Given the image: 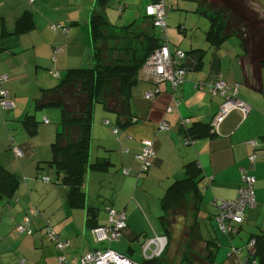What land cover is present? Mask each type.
Returning a JSON list of instances; mask_svg holds the SVG:
<instances>
[{"label": "crops", "instance_id": "crops-1", "mask_svg": "<svg viewBox=\"0 0 264 264\" xmlns=\"http://www.w3.org/2000/svg\"><path fill=\"white\" fill-rule=\"evenodd\" d=\"M249 1L255 8L251 18L259 23L253 27L250 25L251 29L245 27L244 47L236 36L214 46L206 40L205 32L206 48L205 45L195 47L193 40L184 44L179 35L183 33L184 37V28L180 25L173 28L172 21L166 19L163 35L170 51L180 50L186 54L185 81L181 87L173 92L167 81L158 82L157 86L148 80L139 81L130 92L131 114L136 121L125 128L119 127L115 118L107 117L109 115L104 110L94 111L93 156L120 162V166L131 174L125 176L124 184L112 197L108 192L101 196L96 194L94 199L88 198V204L99 206L101 201L110 197L107 200L109 206L124 210L127 227L122 236L110 245L95 243L91 235L93 224L87 221L89 215L84 209L67 208L63 189L51 185L50 177L48 184L25 178L20 181L14 172L19 180L14 197L10 200L0 199V264H18L15 258L6 261L2 251L8 242L10 229L20 224L25 217L34 220L33 235H22L17 239L19 264H57V252L44 234L43 227L46 224L61 239L69 241V248L66 250L68 264H76L82 254L106 247L142 264L145 260L143 242L163 235L159 219L156 222V213L146 202L150 194H140L139 190H134L132 196L138 203L130 199L128 187L134 180L129 177L139 170L136 154L143 140H152L155 151L145 183L149 180L169 183L182 174L186 162L196 158L203 172V185L210 191L211 203L236 198L240 181L239 168L247 166V156L251 152L246 142L257 141L258 158L250 171V175L255 178V206L244 214L242 227L247 233L240 234L232 243L241 247L250 235L261 231L264 235V8L263 0ZM150 2L151 0L140 1L141 16L134 19L137 25H151V20L144 17V8ZM91 4V0L89 3L87 0V4L85 0H34L32 4L26 0H0V77L8 76L4 87L13 108L5 111L8 117L16 118L15 122L26 108L18 104V87L29 82V92L37 98L41 90L51 88L59 80L53 75L57 73L61 76V72L67 67L66 58L70 46L78 47L81 42L84 43V36L80 41L79 34L80 29L83 32L86 30L89 16L95 7V4L92 7ZM120 10L123 11L122 8ZM101 13L111 25L121 27L116 21H110L107 12ZM167 16L170 17V14ZM50 24L68 28V34L65 36L59 31L50 30ZM82 25L85 28L82 29ZM182 46L187 50L184 51ZM192 50L195 51L191 52ZM199 55L200 63L197 64ZM219 78L228 85L238 86L239 99L249 107L246 117L233 110L218 124V134L200 138L192 146H184L178 129L179 120L188 117L191 121L202 124L212 121L221 99L211 96L206 84ZM195 82L205 85L200 90L196 88ZM155 88L159 91L157 95L152 101L146 100L143 94ZM162 122L166 124L168 131H158ZM114 127H118L117 136L112 133ZM38 129L37 127L36 134L48 128ZM51 136L52 131L43 143L44 146H48ZM125 149H128L127 153H123ZM95 175L92 174L93 191L87 188L93 195L96 191L95 179L98 177ZM103 207L104 205L99 207L96 212L95 220L98 225L106 223ZM195 218L201 237L207 238L208 233L204 234L200 229L199 213L197 216L195 214ZM157 224L159 230L156 228ZM246 234H249L247 238L244 237ZM218 242L221 246L213 264H218V261L219 264H237L224 246L228 243L227 239L222 237ZM197 243L203 247L201 240Z\"/></svg>", "mask_w": 264, "mask_h": 264}, {"label": "trees", "instance_id": "trees-1", "mask_svg": "<svg viewBox=\"0 0 264 264\" xmlns=\"http://www.w3.org/2000/svg\"><path fill=\"white\" fill-rule=\"evenodd\" d=\"M109 1L110 0H95L94 4L96 8L91 12L88 19V31L91 43L92 65L90 67L67 69L62 79L61 76H59L57 73H54L57 74V76L53 75V77L61 79L60 82L55 87L41 90L39 96L34 99V103L35 109L37 110L43 108H56L60 111V121L58 123L55 139L51 143V159L46 163H48L55 170L56 181L59 187L63 189L67 208L71 210L84 209L87 215H89V218L87 220L88 223L90 222L89 224H93V227L91 228V235L94 242L97 244L106 243L110 245L111 243L116 242L122 236L123 231L127 227V215L124 210H116L109 206L107 202H105L102 205H104L103 208L106 213V223L98 225L96 224L95 217L96 212L100 206L88 204L87 188L89 177L93 173L106 174L111 170V166H113V164L107 158H97L92 154L95 106L99 105L104 111L113 113L115 115L116 124L119 127L125 128L129 124L135 122L136 118L133 117V115L131 114V89L139 81L143 80H148L149 82H152L155 86H157L156 84L158 83L156 81L146 79L143 76L142 68L149 55L155 49L164 45L168 46V43L164 35L162 37H157V35L154 33L155 28L158 27V29L162 31V34H164L166 30V18L165 27L162 28L160 26H156L153 22V18L147 17L146 15V7L152 3L160 2L161 0H151V2L144 8V17L151 20V25L149 27L145 26L144 24L143 26L137 25L136 21H132L129 25L121 27L111 25L102 15V13L100 14L99 11V9H104L109 3ZM162 1L164 3V0ZM194 1L197 2L199 7L202 9V13L209 20V28L208 30H206L205 36L206 40L210 44L218 46L223 40L231 36H236L237 38H239L241 45L244 47V18H242L240 15L236 14L230 8L225 6L223 4V0ZM61 27L56 30H50L59 31L66 36L68 34V28L64 27L67 29V34H64L61 30ZM107 31L114 32V34L104 36ZM132 34H134L135 36L132 37ZM108 37L109 39L114 40L112 41L113 44H110L108 46L104 41H102L101 44L98 46V41L100 39L105 40ZM137 40H139V43L143 45V51H139L135 47L131 49L132 46H129L127 43H124L125 41H130L128 43L131 44L132 41L137 42ZM175 51L176 50L170 52L174 53ZM194 51L195 50H192L191 52ZM115 52H118V54H114ZM182 53L184 54V59L181 62L177 63V66L179 68H182L186 73L184 63L186 59V54L184 52ZM199 63L200 55L197 59V64ZM218 80L222 79L219 78L216 81ZM216 81L210 84H206V86L208 88L209 94L211 96L219 97L221 99L222 104L223 99L219 95H212L209 91V86L213 85ZM5 83L1 85L2 89ZM194 84L196 88L200 90L202 89L203 85H205L202 82H195ZM228 86L234 87V85ZM179 88H172L173 92H176ZM148 92L153 94V97L151 99H147L145 97V94ZM158 92V88H155L153 91H146L144 93V98L148 101H152ZM236 111L240 112L239 110ZM240 113L243 117H246L247 115H243L242 112ZM23 118L24 119L22 120V123L25 127L27 134L29 136H34L37 132L38 127V122L36 121L35 117L32 115H25ZM43 123L49 124L48 120L46 119L43 120ZM105 123L107 124V121H105ZM178 129L179 132L182 134L184 146H192L200 138L213 137L218 134L217 128H214L212 126V121L209 124H202L199 122H193L188 117L181 118L179 120ZM158 131H160L159 126ZM166 131H168L167 126L166 130L160 132ZM112 133L113 135L117 136L118 127H114L112 129ZM149 141H151L152 143L153 156L148 160L149 166L146 169H142L143 164L137 158V156L141 153L142 150V146L140 145V149L136 154V159L138 160L140 167L137 173L132 174L134 177L136 176V180H139L145 175H147L148 170L151 167L152 161L155 158L153 141ZM249 141L256 142V146L251 147L248 143ZM249 141L246 142L251 148V152L247 156V166L239 168V171L243 169L248 176L252 177L250 175V171L254 168L257 162V151L259 143L255 140ZM13 148L14 147H12V150ZM127 152L128 149L123 150V153ZM22 153L23 156L21 158L17 157L14 153L15 158L17 160L23 159L24 152L22 151ZM252 156H255V159L251 163L250 157ZM121 170L123 176H130V171L124 170L123 168H121ZM239 174V186H241V172H239ZM181 175L183 176L181 179L174 178L171 181L172 183L170 182L171 184L168 185L164 195L160 198L162 214L158 217V219L163 227V235L160 237L164 238L165 240L164 246L158 254L152 255V251L154 250V248H152L153 246H151L150 250L143 252L145 260L142 262V264H171L169 261H167V259H164L163 256L165 253V249H167L171 244L172 229L174 230V228H176V222H178V219L183 218L187 214L188 200L191 201L192 199V205L196 216L200 211V202L203 198V191L205 189L207 191L208 188H205L206 185H203L204 176L202 169L198 163V160L194 158L186 162L183 165ZM252 178L255 182V178ZM38 179H40V181L45 184L50 183L49 176H38ZM99 179L100 182L101 178ZM18 184L19 180L16 178V176L8 169L0 165V199H12L16 193ZM110 186L111 188H109V193L111 194L110 197H112L113 194L116 192V188L113 185ZM99 196H101V194H99ZM211 206L213 211L209 213V216L207 218H209L210 224L215 225V228H217V230H219L222 234L229 236V244L227 243L226 245H224L228 249L229 256L233 257L237 264H264V235L262 234V231L250 235V238H248L246 243L241 247L232 243V241L236 239V237H238L240 234H243L242 230L244 233H247L242 227L243 218L245 212L255 206V197L254 206L246 209L243 212L241 222L232 224L233 229H235V232L233 233L223 232L220 229L218 223L216 222L217 209L215 207V201L211 203ZM108 210H113L117 213H123L125 215V227L121 230L120 236L116 240L96 242L93 237L92 230L98 227L109 226ZM24 219L20 224L15 225V232L16 226L21 225ZM31 219L33 221V224L30 227L31 234H18L16 232L18 236L33 235L32 227L34 225V220L33 218ZM197 224V219L195 218L194 222L187 228V241H189V239H194V242H192L194 244H190L188 242L186 248L182 252V262H184V264H213L214 257L221 244H219V240H217L215 233L214 237L209 234V238L203 239V237H201L199 233V228ZM47 227L51 228L48 224H46L43 227L44 234L46 238L53 244L55 251L57 252V264H59V252L56 250L55 243H53L46 234ZM195 233H197L196 237ZM57 236L59 235L57 234ZM149 239L153 238H148L146 240ZM198 240H201L203 242V247L201 245L198 246ZM66 241L68 242V247L64 250V256L66 259V264H68L66 258V250L69 248V241ZM145 241L142 244V248ZM107 249L110 248L106 247L104 249H95L93 251H104ZM85 254H82L81 256H84ZM123 256L126 257L125 255ZM80 257L78 258V260L80 259ZM126 258L129 259L128 257Z\"/></svg>", "mask_w": 264, "mask_h": 264}, {"label": "rangeland", "instance_id": "rangeland-1", "mask_svg": "<svg viewBox=\"0 0 264 264\" xmlns=\"http://www.w3.org/2000/svg\"><path fill=\"white\" fill-rule=\"evenodd\" d=\"M86 4H87V0ZM140 1L141 0H110L107 6L104 9H99L100 12H107L109 14V19L113 23V21H116L119 26H127L129 25L134 19L137 17H140L141 7H140ZM258 1V0H256ZM224 2V3H223ZM223 4L230 8L233 12L240 15L245 20V27H248L251 29V26L257 25L251 17L253 14V8L252 4L249 0H223ZM89 3V0H88ZM91 7L94 4V0H91ZM221 3V1H220ZM263 8H264V0L262 2ZM164 6L167 9V20L172 21L173 28H176L177 25H180L184 28V37L183 33H179L181 38L185 43H189L191 40L194 41L195 47H201L205 45L206 43L204 40V32L208 30L209 28V20L208 18L200 13L202 9L199 7L197 2L194 0H164ZM96 7H94L95 9ZM120 8L123 9V11L120 12ZM123 14V16L121 15ZM105 15V14H104ZM105 17V16H104ZM247 18L249 19L247 21ZM261 23V22H260ZM150 24V23H149ZM251 25V26H250ZM82 29L85 28V25L81 27ZM114 32L107 31L104 36L113 35ZM116 34V33H115ZM155 34L157 37H162V31L160 29L155 28ZM84 36L83 44L81 42V45L78 47L70 46L69 55H67L66 62L67 67L61 72V79L64 77L65 71L67 69L72 68H79V67H90L92 65V59H91V43H90V36L88 31V25L86 26V30L83 32V30L80 29V41L81 37ZM135 35L132 34V37ZM104 41L108 46L110 44H113V39H109V37L105 40L100 39L98 41V46L101 44V42ZM130 41H125L124 43L128 44L129 46L135 47L139 51H143V45L139 43V40L137 42L132 41V43H128ZM127 46V45H126ZM182 48L185 50V46H182ZM189 49V48H188ZM130 50V49H129ZM114 54H118V52H115ZM61 79H57L58 81L51 86L55 87L58 85ZM7 83V82H6ZM27 84L29 82L24 83L18 87V97H19V106L25 107V110H23L20 118H17V122H15L16 118L8 117L5 110H0V165L8 169L12 173H17V175L20 178V181L23 180V178L34 180L35 182L40 181L38 179V176H49L51 178V185L59 186L56 181L55 176V170L53 167H50L47 161L51 159V143L55 139V134L57 131L58 123L60 121V111L56 108H43V109H35V103H34V97L32 96L31 92H29V89L27 87ZM5 85V84H4ZM3 85V88L5 89ZM6 90V89H5ZM144 95V94H143ZM131 104V101H130ZM132 105V104H131ZM95 110L102 112L103 109L99 105L95 106ZM102 110V111H101ZM105 112V114L109 115L107 117L115 118V115L110 112ZM25 115H32L35 117L36 121L38 122V128L41 129L42 127L48 128L47 130L42 131V133L36 134L34 137L29 136L25 130V127L22 123L23 117ZM95 116V115H94ZM48 120L49 124L43 123V120ZM114 122V121H113ZM38 129V130H39ZM52 131V138L47 144L44 146L43 143L45 140H47V136L49 137V132ZM94 141V140H93ZM95 144V143H94ZM38 145V146H36ZM12 147H18L24 152V158L21 160H17L14 156ZM94 152V146L92 147V154ZM112 154V153H111ZM113 158V157H112ZM116 158V157H115ZM110 161V160H109ZM113 166H111V170L108 173H95V176H98L97 179H95V186L96 191L93 195L91 192L88 191L87 198H93L96 194H104L109 193V188H111L110 185L115 186L116 191L119 187H121L122 183L124 184L125 176L121 173V166L120 162H114L110 161ZM136 177V176H135ZM134 176L129 177L133 178V182L128 187L130 189V199L134 203L136 202V199L132 196V193L134 190H139L140 194L143 193H149L150 196L147 199V204L150 206L151 210H154V213H156V222H158V217L162 214V209L160 206L159 198L164 195L166 188L171 183L166 182H159L157 180H149L148 183H145L147 180L146 175L142 177L139 180H136ZM183 176L180 175L176 179H181ZM99 178H101V181L99 182ZM111 178V179H110ZM112 180V181H111ZM113 183L111 184L110 183ZM128 184V183H127ZM93 185H94V178L91 175L89 177L88 187L90 191H93ZM95 189V188H94ZM138 193V192H137ZM210 191H206V189L203 191V198L200 202V211H199V221H200V229L202 233L208 235L210 234L212 237H214V233L216 234L217 240L220 238H225L227 241H229V236L222 234L219 230L215 228L214 224H210L209 213L213 211L211 207V199H210ZM109 198L106 200L101 201L100 207L102 204L107 202ZM90 201V199H89ZM193 202L188 200V211L187 214L183 218H179L176 228L174 230L172 229V241L170 246L165 249V253L163 258L167 259L171 264H184L182 262V252L186 248V245L188 242L190 244H194V239H189L187 241V228L194 222L195 219V213L193 209ZM141 205V204H140ZM141 207H143L141 205ZM15 227V225H14ZM10 229V234L7 235V243L4 245V250L2 251L5 255V260L9 261L12 259H16V261L19 264V258H17L18 250H16L17 246V239L20 238L22 235H17L15 232V228ZM157 230H159L158 224L156 226ZM214 231V232H213ZM242 233L243 230H242ZM194 235V234H193ZM197 236V233H195V237ZM249 235H245L244 237L247 238ZM208 236L207 238H209ZM229 244V243H228ZM164 244L162 245V247ZM225 247H222V249ZM226 249V248H225ZM144 252V251H143ZM220 263V261H218ZM218 263V264H219Z\"/></svg>", "mask_w": 264, "mask_h": 264}, {"label": "built area", "instance_id": "built-area-1", "mask_svg": "<svg viewBox=\"0 0 264 264\" xmlns=\"http://www.w3.org/2000/svg\"><path fill=\"white\" fill-rule=\"evenodd\" d=\"M29 4H32L34 0H26ZM167 9L164 6L163 1L152 3L146 7L147 17L153 18L155 25L162 28L165 27V16ZM59 25L52 24L50 29L56 30ZM64 34H67V29L61 27ZM184 59V54L176 50L171 53L168 46L164 45L155 49L146 60L142 73L146 79H151L158 82L167 81L171 84L173 89L179 88L185 76V71L177 66V63ZM57 76V74H54ZM8 77L3 75L0 77V109H10L13 104L8 99V92L1 88V85L7 82ZM209 91L212 95H219L223 99V103L220 105L217 113L212 120V126L217 128L218 124L223 118L232 110H239L243 115H246L249 111V107L242 102L238 97V86L230 87L226 82L222 80L216 81L213 85L209 86ZM145 97L151 99L152 93H146ZM159 130H166V124L161 123ZM251 147L256 146V142H248ZM142 150L137 156L138 160L142 162V169H146L149 166V159L153 156L152 143L149 140H143L141 142ZM13 151L19 158L23 156L20 149L14 147ZM255 156L250 157L252 163ZM241 186L237 190L236 198L229 201H216L215 207L217 209L216 222L223 232H235L233 229V223H240L243 212L254 206V194H253V182L254 179L247 175V173L241 169ZM109 226L98 227L92 230L93 237L96 242L114 241L121 233V230L125 227V215L123 213H117L113 210H108ZM33 221L31 218L26 217L21 225L16 226V232L18 234H31V225ZM46 234L49 239L55 243L56 250L59 252L58 262L59 264H66L64 250L68 247L66 240L60 239L59 236L49 227L46 228ZM165 243L164 238H153L146 240L143 249L144 252L150 250L153 246V254H158L162 245ZM76 264H135L123 255H120L110 249L104 251H91L84 256H81Z\"/></svg>", "mask_w": 264, "mask_h": 264}, {"label": "water", "instance_id": "water-1", "mask_svg": "<svg viewBox=\"0 0 264 264\" xmlns=\"http://www.w3.org/2000/svg\"><path fill=\"white\" fill-rule=\"evenodd\" d=\"M157 26V25H156ZM129 261H131V260H129ZM132 262V261H131ZM134 263V262H133Z\"/></svg>", "mask_w": 264, "mask_h": 264}]
</instances>
